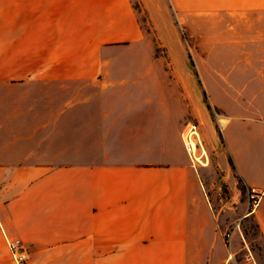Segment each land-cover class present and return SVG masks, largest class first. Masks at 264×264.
Instances as JSON below:
<instances>
[{
    "label": "crops",
    "instance_id": "crops-1",
    "mask_svg": "<svg viewBox=\"0 0 264 264\" xmlns=\"http://www.w3.org/2000/svg\"><path fill=\"white\" fill-rule=\"evenodd\" d=\"M93 2L0 0V264H15L8 239L28 264H239L214 196L172 156L185 118L167 82L121 77L134 68L106 57L120 25ZM225 121L216 161L231 192L240 178L262 193L264 251V118Z\"/></svg>",
    "mask_w": 264,
    "mask_h": 264
},
{
    "label": "rangeland",
    "instance_id": "rangeland-1",
    "mask_svg": "<svg viewBox=\"0 0 264 264\" xmlns=\"http://www.w3.org/2000/svg\"><path fill=\"white\" fill-rule=\"evenodd\" d=\"M93 1L100 9L101 0H89V10ZM103 18L122 32L118 42L106 43V57L119 59L120 68H134L121 77L138 91L148 86L150 74L167 82L172 112L184 115L175 136L168 133L173 157L185 153L186 125H200L210 165L197 171L214 196L224 242L228 248L232 243L239 264L245 263L247 248L251 264H264L259 226L249 215V188L240 190L238 183L239 191L229 190L212 145L223 144L218 132L226 118H264V0H103ZM135 34L142 38L133 42Z\"/></svg>",
    "mask_w": 264,
    "mask_h": 264
},
{
    "label": "built area",
    "instance_id": "built-area-1",
    "mask_svg": "<svg viewBox=\"0 0 264 264\" xmlns=\"http://www.w3.org/2000/svg\"><path fill=\"white\" fill-rule=\"evenodd\" d=\"M182 144L189 162L194 170L206 168L210 165V156L204 149L201 141L200 125L189 122L181 134ZM262 193L256 187L248 190L249 207L255 211L260 203ZM7 246L15 264H28L31 259L30 252L25 244L19 239H8ZM247 247V246H246ZM248 264L255 263L252 252L247 248L245 255Z\"/></svg>",
    "mask_w": 264,
    "mask_h": 264
},
{
    "label": "trees",
    "instance_id": "trees-1",
    "mask_svg": "<svg viewBox=\"0 0 264 264\" xmlns=\"http://www.w3.org/2000/svg\"><path fill=\"white\" fill-rule=\"evenodd\" d=\"M191 64H192V66H193V62H191ZM200 84V83H199ZM204 103H205V105H206V108L208 109V111H212V107H211V105H210V103L208 102V99H207V95H206V93L204 92ZM218 137H219V139L222 141L223 140V135L222 134H220L219 132H218ZM231 166H232V168L234 169V165L231 163ZM238 183H239V185H240V190H244V187H246V185L244 184V182L242 181V179H240V178H238ZM244 187H243V186ZM247 188V187H246Z\"/></svg>",
    "mask_w": 264,
    "mask_h": 264
}]
</instances>
